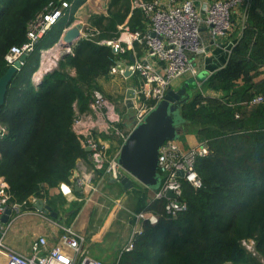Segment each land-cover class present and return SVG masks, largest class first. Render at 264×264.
Instances as JSON below:
<instances>
[{
  "label": "trees",
  "instance_id": "obj_1",
  "mask_svg": "<svg viewBox=\"0 0 264 264\" xmlns=\"http://www.w3.org/2000/svg\"><path fill=\"white\" fill-rule=\"evenodd\" d=\"M50 1L0 0V76L9 66L6 53L26 40L29 21ZM84 2L76 0L37 42L8 87L0 113V122L7 127L0 138V176L9 184L13 202L31 195L51 197V190L71 180L77 161L90 154L73 128L75 103H89L100 78L109 75L120 56L97 41L116 37L118 24L127 17L130 27L146 29L145 18L131 14V0H110L108 14L90 17L99 32L80 38L73 52L61 58L65 66L45 73L35 83L41 49L61 38ZM249 11V34L243 33L237 49L242 56L236 53L233 62L209 80L224 96L205 101L197 91L183 107L187 119L183 131L194 129L211 148L197 162L203 185L195 188L183 180L189 206L177 216L164 212L165 199L148 204V187L134 188L138 210H152L156 219L143 221L133 248L124 249L115 264H264V101L252 107L245 104L254 95L264 94V78L255 77L264 67V0H254ZM248 43L251 51L245 47ZM67 69H75V74ZM240 78L243 83L237 85ZM58 198V204L49 205L59 216L68 201L61 194ZM65 222L71 224V219L66 217ZM249 238L255 240L262 263L243 245Z\"/></svg>",
  "mask_w": 264,
  "mask_h": 264
},
{
  "label": "built area",
  "instance_id": "obj_2",
  "mask_svg": "<svg viewBox=\"0 0 264 264\" xmlns=\"http://www.w3.org/2000/svg\"><path fill=\"white\" fill-rule=\"evenodd\" d=\"M252 0H132V8L141 10L147 18L148 26L142 30L132 28L128 24L119 25V35L102 42L116 49L120 56L111 66L110 73H120L125 76H135V95L133 98L130 124L119 127L121 118L115 114V106L101 91H96L92 100V110L78 114L74 126L82 135L84 146H90L91 167L89 170L75 169L71 174V183L61 184L64 193L70 194L72 186L79 185L84 199L99 189V183L107 177L119 178L126 171L117 158L119 150L112 152L107 140L97 136L104 131L115 132L122 142L132 128L143 120L145 115L161 101L173 80L186 72H195L193 58L207 52V45L202 35V27L209 30L212 38L225 36L235 22V14L239 12L243 23L248 16ZM75 0H51L28 23L27 38L22 44L13 45L6 53L7 64L27 53L35 51L37 42L71 9ZM82 27L84 30V26ZM83 34L87 37L89 33ZM60 43V42H59ZM74 46L67 48L73 52ZM42 50V49H41ZM134 59L129 60V55ZM43 55V53H42ZM128 55V56H127ZM42 58V56H41ZM47 66L44 72L48 71ZM131 74L126 75V71ZM39 70V73L43 72ZM115 75V74H114ZM39 78V77H38ZM264 101V94L254 95L245 104L253 106ZM96 115V120L94 118ZM96 129V131L94 130ZM6 129L0 127V135H5ZM84 137V138H83ZM207 140L194 146H184L180 139H167L160 148L159 171L162 184L154 191L149 204L156 200H166L164 212L169 216H177L187 210L188 202L184 199L183 180L193 187L200 188L203 179L197 169L198 160L210 153ZM184 176L179 175V171ZM174 196L167 194L168 190ZM9 184L0 176V264H115L95 259L91 256L88 241L83 232L75 225H61L62 233L58 241L51 243L45 234H39L31 243L30 254L23 253L6 242L8 228L15 219L14 214L21 208L27 209L28 204H34L39 198L31 195L23 202H13ZM12 208V214L7 222L1 220L6 209ZM36 211L44 212L36 209ZM134 229L126 250L134 246L135 236L142 232L145 219L155 220V215L146 211L133 212ZM248 250L255 251V240L244 239ZM1 252L4 255H1Z\"/></svg>",
  "mask_w": 264,
  "mask_h": 264
},
{
  "label": "crops",
  "instance_id": "obj_3",
  "mask_svg": "<svg viewBox=\"0 0 264 264\" xmlns=\"http://www.w3.org/2000/svg\"><path fill=\"white\" fill-rule=\"evenodd\" d=\"M87 1L88 0H85V2L82 3L81 6L78 7L76 12L74 13L73 23L64 29L62 35L65 33V31L68 28L76 25V20H77V22H78V20L81 21L80 20L81 17L79 15V13L81 12L82 7L85 5V3ZM95 1H98V0H95ZM253 2H254V0L251 1L250 5H249V9L253 5ZM109 3H110V0H106V4H105V8H104L105 11L100 12L98 14H108ZM249 13H250V11L248 10V16H247L245 22L243 23V19H242L241 14L239 12H237L235 14V22H234L233 28L225 36H221V37H218L216 39L212 38V36H211V34L207 28L202 27V35H203L204 42L207 45V52L204 54H201V55H197L193 58V63L195 66V72L188 71L184 75L173 80L171 87L172 88H178L187 78L193 77V76L196 77L199 72H201V73L203 72L206 77L203 78V80L199 81L198 87L196 88L195 92L198 91L203 96H208V97H222V96H224L223 90L212 87L209 80H210L211 75L218 73L219 71L224 69L227 65H229L230 63L233 62V59L235 58L236 53H237V49H238L240 40L243 37V33H244L243 31L247 28V25H249V23H250ZM90 17H91V15H89L88 18L90 19ZM146 20H147V18H145V21ZM128 21H129V19H128ZM147 21H146V27L148 26ZM88 22H89V20H88ZM85 25L87 27L91 26L90 24H85ZM96 32L97 33L99 32L98 29H96ZM130 56H131V54L129 55V60H131ZM261 70H263V72L261 73V75L259 77H257V79L264 78V68H261ZM71 71L75 73L74 69H71ZM45 72L43 71L42 73H39L37 75V79L39 77V80L41 81ZM120 75H122V74H120ZM120 75H114V74L109 73V75L103 76L102 78H100L99 82L102 83V82H104L105 79H107L109 77L111 79H115V80H118L121 82L125 81L126 86H127L126 89L129 86H131V85L133 86V84H135V80L137 77L125 76V75L120 76ZM33 79H34L35 83H38V80H35L34 77H33ZM242 83H243V81L241 78L237 80V85H240ZM125 106L127 107L128 110H132V108L127 106L126 101H125ZM88 111L93 112L92 101L89 104L88 110H86L84 112H88ZM115 114L119 115L121 118V121L119 122V127H123V126H126L127 124H130L131 112L126 119H124V117L123 118L121 117L120 113L117 111L116 108H115ZM94 118H95V120L97 118L95 114H94ZM94 130L96 131V129H94ZM97 136H101L103 140H105V139L107 140L111 151H112V149L115 150L114 152H117L118 150L120 151L122 141H120L119 136L116 135L117 137H111L110 135H106L105 132H101L100 134H97ZM180 141L184 146L190 147V146H194V145L198 144L201 141H204V139H202L200 137V135L194 129H187V130L183 131L182 136L180 138ZM90 167H91L90 156H88L87 158H80L77 161V168H79L80 170H84V171L89 170ZM96 181L99 183V189L97 191H95L90 196V198H89V196H87V198H85V200H87V201L93 200L94 196L99 195L100 190L103 191V195L105 197L107 196L109 199H111V201L106 200V201H109L108 204H106V203H103L105 197L100 196L99 203L101 204V206L103 208L105 206L106 210L104 212H103V210H102V212L101 211L99 212V211H97V209H98V206H97V208L94 212L91 211L89 214H86L87 217L93 216V215L98 217L101 220L100 225H97L96 221L88 220V218L86 219L85 217L82 218V216L80 214L81 210L75 216L72 215L74 213V210L72 208H69L66 213H69L70 214L69 216H71L69 218V219H71V224L73 223L77 230H79L80 232H83L85 234L87 241H88L89 250L91 249L94 242H97V241L101 242V239H103V237L106 234V232L108 231V229H111L115 223L118 224L120 226V228L123 227V234L121 237V242L118 246H115L116 248H114L112 250L109 248H102L100 250L94 251V253H93V254H96L98 256L97 258L102 260V261H105L107 263H115L117 261L118 257L124 251L126 244L129 242V240L131 238V235H132V232L134 229V221H135V217L133 216V212H140L141 211V210L140 211L138 210L137 197L132 198V197H130L131 196L130 194L133 191H135L134 188L141 189L139 186L140 185L145 186V185L140 183V182H136V184H135L136 187L134 185V187H132V188H125L119 181H115L114 178H111V177H107L103 181H98V180H96ZM60 187H61V184H60ZM60 187L58 188L59 190H60ZM53 190L55 191V189H53ZM145 190H147V187H145ZM150 190H151V192L154 193V190H152V189H150ZM72 191L76 192L77 194H79L81 196L84 195V193H82L83 191L81 192V189L76 190L75 186H72ZM63 194L68 199H70V197H69L70 194L64 193V192H63ZM149 201L150 200H148V204H149ZM114 202H115V204H114ZM127 202H128V204H127ZM122 203L127 204L128 206L122 205ZM93 204L94 205L97 204L96 198H94V200L92 201V204H91L92 207H93ZM121 207L125 208L124 212H121V209H122ZM36 209H38V208L35 206V203L34 204L30 203L27 205V209L23 212V214L31 213L33 215H36V214H38L35 212ZM90 210H91V207H90ZM127 210H129L130 213H128ZM60 211L61 212H60V215L58 217L57 216L54 217L50 214V217L54 218L53 220L56 221L55 223H57V225L60 227L59 228L60 231L55 226H52L51 228L48 227L47 229L40 226L38 234L36 236H38L39 234H45L49 237L51 243H55V241H58L60 234L62 233L61 225L67 224L65 222V218H63V216L61 215L63 210H60ZM153 212L154 211L150 210V211H147V214L148 215H154ZM32 241H31V243H32ZM30 251H31V246H30V249L28 251H24L23 253L30 254ZM91 251H90V253H91ZM223 264H247V263L242 262V261H226Z\"/></svg>",
  "mask_w": 264,
  "mask_h": 264
},
{
  "label": "water",
  "instance_id": "obj_4",
  "mask_svg": "<svg viewBox=\"0 0 264 264\" xmlns=\"http://www.w3.org/2000/svg\"><path fill=\"white\" fill-rule=\"evenodd\" d=\"M82 35V25L76 24L65 31L60 43L66 48L73 47ZM113 50L116 52L115 48ZM68 53V50L65 51L61 58ZM27 58L28 54L23 53L0 76V113L6 102L8 87ZM130 58L134 59L132 55ZM129 74H131V70L126 71V75ZM190 80L193 81L185 80L178 88L170 87L165 97L145 115L142 121L132 128L122 142L117 160L126 172L114 180L119 181L125 188L134 187L136 182H140L154 191L160 188L162 184V175L159 171L160 148L167 139L181 138L184 124L187 121L183 115V107L194 97L200 81L198 78ZM134 95L135 89L131 85L126 91V104L130 108L133 107ZM86 149L91 151L90 146H87ZM179 175L183 177L184 172L179 171ZM75 189L81 188L79 185H75ZM167 194L174 196L171 189ZM35 206L39 210L50 212L54 217L58 216L57 212L53 211L52 207L42 199L37 200ZM11 214L12 208L8 207L1 220L7 222Z\"/></svg>",
  "mask_w": 264,
  "mask_h": 264
},
{
  "label": "rangeland",
  "instance_id": "obj_5",
  "mask_svg": "<svg viewBox=\"0 0 264 264\" xmlns=\"http://www.w3.org/2000/svg\"><path fill=\"white\" fill-rule=\"evenodd\" d=\"M105 4H106V0H98V1L88 0L85 3V5L82 7L81 12L79 13V15L81 17V19H80L81 21L78 20V22H77V20H76V24H82V23L90 24V25L92 24V26H89V27L84 26V30L83 31L85 33H89L87 37H94L92 32H94L97 29L96 28L97 26L94 25L92 23V21L88 18L89 15L92 16L93 14H98L100 12H104L105 11V9H104L105 8ZM132 13L135 14V19L146 18L144 13L141 10L132 8V0H131V14ZM128 19H129V17H127L122 23H119L118 26L121 25V24H128L129 26H131V24L129 22H127ZM88 20H89V22H88ZM243 32L249 34L248 33L249 32V25H247V28ZM119 34L120 33H118L117 36ZM62 37H63V35H61V38L58 41H56L51 47L45 48V49L42 48L41 54H40V57L42 56V58L40 59V63H39L38 69L34 72L35 76L33 75L35 80H38V82L40 81L39 78L37 79V75L39 74V70L43 71V70H45V68L47 66H49L48 67V72H50V71L54 70L55 68H57L59 66L60 67L61 66H65L63 61L61 60V57L63 56L65 51H67V48L64 47L63 44L59 43L61 41ZM82 37H85V35L83 34ZM253 38L255 39V37H253ZM104 39H112V38H110V36L107 37V38H102V39L100 38L97 42L101 43V44H106V43L102 42ZM245 45H246L245 47L247 48V51L250 50L251 48H253L252 44L248 43V44H245ZM72 50H74V49H72ZM242 52L243 51L240 50L239 52H237V55L242 56V54H243ZM42 53H43V55H42ZM67 70L71 71L69 69H67ZM71 73L75 74L72 71H71ZM109 73H110V71H109ZM254 73H255V70H253V75H254ZM114 74L115 75H120V73H114ZM258 74H260V73H258ZM258 74L255 77H259L261 75V74L260 75H258ZM120 76H122V75H120ZM196 77L198 79H200V80H203V78H205L206 76H205V74L203 72L202 73L199 72ZM197 78H195V76L189 77V78L186 79V81H193V80H190V79H196L197 80ZM257 80H259V79H257ZM33 81H34V79H33ZM126 87L127 86H126V82L125 81L121 82V81H118V80H115V79H111L109 77L107 79H105L104 82H102V83L99 82V85H98L97 89L95 88L92 91L89 103L87 105L81 106V102L76 101V103H75V119H76L78 114H81L84 111L88 110L89 104L94 99V94H95L96 91L103 92L105 94V96L107 97V99L115 106L117 111L120 113L121 117L122 118L124 117V119H126L129 116L130 112L132 113V111H133V110H128L127 107L125 106L126 90H127ZM258 90H259V88H258ZM203 97H204L203 100H205V101L208 98V96H203ZM222 97H217V98H222ZM248 107H252V106H248ZM237 116H240V114L238 113ZM75 119H74V122H75ZM0 127L5 128L6 132H7V127H6L5 124L0 122ZM73 128L78 133V131L76 130V127L74 126V123H73ZM104 132H105L106 135H110L111 137H117L118 136L115 132H112V131H104ZM0 138H1V135H0ZM120 141H122V138H120ZM112 151H115V150L112 149ZM75 169H79V168H77V166H76ZM74 170H73V172H74ZM73 172H72V174H73ZM70 179H71V177H70ZM69 182L71 183V180ZM62 183H65V182H62ZM139 187L142 190H145L146 186L140 185ZM147 193H148V197H147L148 199L147 200L151 201L153 199L154 193L151 192L150 188L147 190ZM59 194L63 195L66 198V200L68 201V203L65 206V209H62L63 211H62L61 215L63 216V218H66V217L70 218L71 217V216H69L70 215L69 213H66L69 208H72L73 210H77L79 208V210H81L80 214H81L82 218L85 217L86 219L88 218V220L96 221L97 225H100V221L101 220L98 217H96L95 215L87 217L86 214H89L91 211L94 212L96 210L97 206H98L97 211H99V212L100 211L102 212V210L104 212L106 210V207L104 206V208H103L101 206V204L99 203L100 196H104L102 190H100V192H99V195H98L99 197L98 196H94L93 197V200H94V198H96V202H97V204H95V205L93 204V207L91 205L93 200L87 201L83 197H81V195H79V194H77L76 192H73V191H71L70 196H69L70 199H68L63 194V190L61 189V187H60V190L59 189H55V191L51 190V197H48V196L41 197L40 196L39 199L44 200V202L46 204H48V205L51 204V202L53 204H58L61 201L58 198ZM130 195H131L130 197H132V198L133 197H135V198L137 197L138 198V196H139L136 191H133ZM106 200L111 201V199H109L106 196L104 201H103V203L108 204L109 201H106ZM114 204H115V202H114ZM127 204H128V202H127ZM127 204L122 203V205H125V206H128ZM90 207H91V210H90ZM124 209L125 208H122L121 212H124ZM24 211H25V208L23 207V208H21V210L18 213L14 214L15 219L10 224V226L8 228L7 236H6V242L8 244H10L11 246L15 247L16 249L22 251V252L28 251L30 249L31 241L38 234L40 226L44 227L45 229H47L48 227L51 228L52 226L57 227L58 230L60 228L57 225V223H55L56 221L53 220L54 218L50 217V212H40V211H36L35 210V212L38 213V214L33 215L31 213L23 214ZM127 211H128V213H130L129 210H127ZM122 234H123V227L120 228V226L115 223L111 229H108V231L104 235L103 239H101V242L97 241V242L93 243V245H92V247L90 249V251L92 250L91 253H90L91 256L93 258H95V259H98L97 258L98 256L96 254H93L94 251L100 250L102 248H109L111 250L116 248L115 246H118L120 244V242H121ZM243 245H244V243H243ZM249 251H250V253L252 255H254L255 257H257L260 260L261 257L259 255V253L257 252L256 247H255V251L254 250H249ZM1 255H4V254L1 252ZM260 263H262L261 260H260Z\"/></svg>",
  "mask_w": 264,
  "mask_h": 264
}]
</instances>
